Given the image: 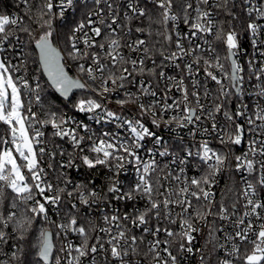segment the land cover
<instances>
[{
	"label": "snow or ice",
	"instance_id": "snow-or-ice-1",
	"mask_svg": "<svg viewBox=\"0 0 264 264\" xmlns=\"http://www.w3.org/2000/svg\"><path fill=\"white\" fill-rule=\"evenodd\" d=\"M17 8L0 14V264H264V0Z\"/></svg>",
	"mask_w": 264,
	"mask_h": 264
},
{
	"label": "built area",
	"instance_id": "built-area-1",
	"mask_svg": "<svg viewBox=\"0 0 264 264\" xmlns=\"http://www.w3.org/2000/svg\"><path fill=\"white\" fill-rule=\"evenodd\" d=\"M88 2L91 3V0H88ZM0 14L11 15V16L17 15L18 14L17 4H11V3H7L6 0H0ZM70 16H71V14H70ZM242 39H243V37H242ZM249 51H250V49H249ZM169 72L171 74V69H169ZM75 75H76V73H75ZM212 87L214 88L215 86L212 85ZM83 90L85 91V93L87 94V97H88L89 93H88L87 89H83ZM73 96H74V94L72 95V97ZM87 97H85V98H87ZM71 108H69L68 111H66V112H69V114H72L71 111H70ZM34 110H36L35 109V106H34ZM76 118L77 119L83 118V119L86 120L87 119V116L85 114H77ZM88 123L94 129H104V130H107L109 128H112L113 130H116L115 129V125L114 124H110L108 122H104L103 124H96L94 121H88ZM44 131H46L48 133V135L50 136V132H51L50 129H44ZM119 131L122 132L123 130H119ZM163 135H164L166 141H170L172 143H176L177 142V139H178V136L179 135H184L186 138H188L187 131H185L183 133H179L178 131L169 132L168 129H164ZM64 147L67 149L68 148V145L67 144H64ZM148 147H151V144H149ZM243 150H244L243 149V146H241V148L237 150L236 154L237 155L241 154V151H243ZM47 162H48L47 159H45V161H44V166L45 167H47ZM78 179L83 180L84 179V176L81 174L78 177ZM233 179L236 180V181H239L240 180V174L236 173V174L233 175L232 178H229V176L227 174H225L224 176H222L220 178V183H219V185L215 189V191L217 192V196H216V200L217 201H219V199H220V195H219L220 190L221 189H224L226 184L229 185V186H231V184L233 182ZM237 187H239L238 184H237ZM53 240H54V236H53ZM202 243H203V241L198 240V245L199 244H202ZM54 244H55L54 253L57 254V255H60V253L57 252V249L60 247V240L58 239V243L57 244L55 243V240H54ZM196 259H197L196 257H190V258H188V259H186L184 261V264H196ZM53 264H54V261H53Z\"/></svg>",
	"mask_w": 264,
	"mask_h": 264
},
{
	"label": "trees",
	"instance_id": "trees-1",
	"mask_svg": "<svg viewBox=\"0 0 264 264\" xmlns=\"http://www.w3.org/2000/svg\"><path fill=\"white\" fill-rule=\"evenodd\" d=\"M6 1H7V3L17 4V0H6ZM69 18H71V16ZM70 73L73 76H75V71L74 70L70 71ZM44 80H46V77L44 78ZM44 80H42V83L44 82ZM45 95L48 96L49 102L53 103L56 107H59V108H61L64 111H68V109L72 107L71 104H68L67 108H65L64 104L67 103V102L61 103L62 98L55 99V97H59V95L56 94L54 92V90H52V89H47ZM85 97H87V94L85 93V91L83 89H80V90H78V91H76L74 93V96L71 99L79 100V99L85 98ZM4 127L5 126L0 125V132L3 131ZM54 240H55V243L57 244L58 243V238L54 236Z\"/></svg>",
	"mask_w": 264,
	"mask_h": 264
},
{
	"label": "water",
	"instance_id": "water-1",
	"mask_svg": "<svg viewBox=\"0 0 264 264\" xmlns=\"http://www.w3.org/2000/svg\"><path fill=\"white\" fill-rule=\"evenodd\" d=\"M71 75V74H70ZM78 90H80V89H74L73 90V92L70 94V98L72 97V95L76 92V91H78ZM56 94H58V93H56ZM59 95V94H58ZM53 243H54V240H53ZM55 245V244H54ZM54 251V250H53Z\"/></svg>",
	"mask_w": 264,
	"mask_h": 264
}]
</instances>
